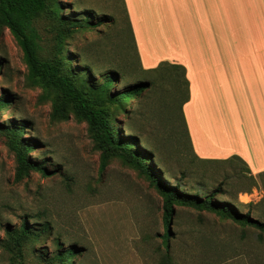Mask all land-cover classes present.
<instances>
[{"label":"rangeland","instance_id":"obj_1","mask_svg":"<svg viewBox=\"0 0 264 264\" xmlns=\"http://www.w3.org/2000/svg\"><path fill=\"white\" fill-rule=\"evenodd\" d=\"M57 1L63 17L92 24L63 46L74 72L88 70L87 79L98 83L108 71L120 73L124 85L152 81L139 101L132 97L116 131L152 153L150 165L169 177L167 184L200 194L220 187L222 202L241 204L239 212L264 222V175L258 185L239 162L202 163L194 157L182 118L186 88L170 80V68L162 74L141 70L123 0ZM35 26L41 56L51 57L54 24L42 14ZM2 95L13 104L0 110V264H62L58 249L72 245L81 248L74 264H264L257 230L186 206H174L166 246L157 191L119 158L104 159L82 119L73 113L52 117V94L32 85L23 53L6 29L0 32ZM9 121L21 123L22 138L35 145L28 158L56 173L30 171L15 179L3 130ZM23 221L35 235L17 250L7 231Z\"/></svg>","mask_w":264,"mask_h":264},{"label":"crops","instance_id":"obj_2","mask_svg":"<svg viewBox=\"0 0 264 264\" xmlns=\"http://www.w3.org/2000/svg\"><path fill=\"white\" fill-rule=\"evenodd\" d=\"M142 71L182 66V118L202 161L264 175V0H123ZM180 58H182L180 60ZM264 240V237H263Z\"/></svg>","mask_w":264,"mask_h":264},{"label":"trees","instance_id":"obj_3","mask_svg":"<svg viewBox=\"0 0 264 264\" xmlns=\"http://www.w3.org/2000/svg\"><path fill=\"white\" fill-rule=\"evenodd\" d=\"M61 9L57 0H0V32L2 29L8 30L20 47L32 85L52 94V117L62 120L66 119L69 113H73L86 122L89 132L102 150L104 159L119 158L126 166L145 177L149 185L162 198L165 224L162 237L166 246L174 206H186L213 213L222 220H230L242 227L257 230L259 239H263L264 222L252 218L249 212H239L238 207L241 204H238L236 208L230 201L222 202L220 199L223 192L220 187L200 194L183 191V185L179 183L167 184L165 173L159 167L150 165V161L153 160L152 153L145 152L136 146L134 137L125 138L116 131L115 123L123 125L121 115H125L127 108L132 105L130 102L132 97L135 101H139L143 93L151 88L152 81L124 85V79L120 73L108 71L101 74V83H98L95 78L91 81L87 79L85 75L88 70L74 72L63 46L72 39L74 33L86 30L92 24L88 20L63 17L60 14ZM42 14L48 15L54 24V49L50 53L51 57L45 58L41 56L40 36L35 26ZM165 68L172 69L175 75L173 74L170 80L175 84L181 82L187 92L188 83L182 66L163 62L151 71L162 74L163 70H167ZM177 72L179 74H176ZM117 82L122 83L123 87L116 88ZM12 104L13 98L6 95L0 96V110L4 111ZM21 125L16 121H9L3 129L8 149L13 154L15 179L21 180L30 171L39 172L44 176L56 173L54 170H47L42 163L32 162L28 158L27 153L31 152L35 145L29 139L22 138ZM207 162H239L248 172L244 163L237 157L224 161H202V163ZM7 232L17 250L26 240L35 235L26 221H23L17 230ZM58 252L57 257L62 264L66 261L68 264H74V259L81 254V248L72 245L63 250L60 248Z\"/></svg>","mask_w":264,"mask_h":264}]
</instances>
